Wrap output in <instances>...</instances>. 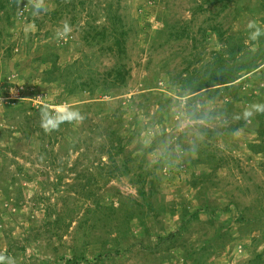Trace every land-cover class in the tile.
Returning <instances> with one entry per match:
<instances>
[{"label":"rangeland","instance_id":"obj_1","mask_svg":"<svg viewBox=\"0 0 264 264\" xmlns=\"http://www.w3.org/2000/svg\"><path fill=\"white\" fill-rule=\"evenodd\" d=\"M115 17L121 60L91 37ZM249 21L264 29V0H0V264H262L264 225L236 221L264 208V32L251 40ZM118 64L127 85L106 90ZM205 73L221 85L202 89ZM45 111L83 119L46 128ZM117 134L122 161L147 153L153 212L139 178L100 175Z\"/></svg>","mask_w":264,"mask_h":264},{"label":"trees","instance_id":"obj_2","mask_svg":"<svg viewBox=\"0 0 264 264\" xmlns=\"http://www.w3.org/2000/svg\"><path fill=\"white\" fill-rule=\"evenodd\" d=\"M214 1H218V0H214ZM222 1H226V0H222ZM110 24L112 25L111 26V32L107 28L106 29L105 28L104 29L94 28L93 34H91L92 35L91 37L93 38V42H95V41L97 43L99 42V43H101V45L103 44V41H105L107 39V36L110 35L111 37H113L114 38V45L117 48V50H116L117 57L119 58V60H121V59H123L124 55L126 54L125 48H126V43H127V31L123 27L122 21L118 17H115L114 19H112L110 21ZM211 31L209 34H211ZM88 43H90L91 45L93 44V43H91V41H88ZM106 49L114 51V48H112V47H107ZM220 62L223 63L222 60H220ZM222 75H223V72L219 73V77ZM129 76H130V70H127V66L125 64H118L116 67L111 68L106 73L105 77L101 80L102 81L101 83L104 84V88L106 90H108V89L110 90L112 88H123L124 86L127 85V81H128ZM203 77H205V78H203L202 89H209V88L212 89L213 87H217V86L221 85V84H218V82H216L217 76H216V78L211 77V76L207 77V74L205 73ZM92 81H94V80H92ZM95 81H97V80H95ZM97 83L98 82H94L92 84L96 85ZM228 83H230V82H226L225 84H228ZM89 86H90V83L82 84V87H81L82 91L87 90V89H91V88H88ZM69 89H71V90H69V92H71V93L74 91L72 88H69ZM211 93H213V92H211ZM195 117H196V115L191 116V118H195ZM115 137H116L115 142H117V145L112 144V146L108 150H106V152H107L106 154L108 156V162H107V164L102 163V166L100 167V170H99L100 175L103 176L104 180H106V182H105L106 184L110 183L112 180L121 179L123 177H128V176L132 175L134 177V180H135V177L139 178V182L144 185L146 183V178H145L146 174L148 175L149 173H151L150 169H146L147 168V166H146L147 153H146V156L144 155V157H138V156L134 157L132 155V157L130 159H125L124 161H122V159H124L123 157L126 156L124 154L126 152L127 143L122 139V136H120L119 134H117ZM260 138L262 140V143H261V145L257 146V148H258L257 152L264 156V132H263V134L262 133L260 134ZM130 139H132V138H130ZM152 151H153V148H150L149 152H152ZM139 159H140V161H139ZM159 167L160 166H156V168H159ZM87 174L89 175L91 173H89L87 170ZM86 176H87L86 173H80L77 175V179L78 180L85 179ZM62 181H63V177H60L59 182L61 183ZM132 182H133V180H132ZM212 185H214V183ZM138 191H139L140 196L145 199L147 206L150 208V211L153 212L154 207L152 206V203L147 198L148 192L145 189V185L143 187L140 186V189ZM86 196L88 197V195H86ZM98 208L103 209L102 210L103 212L106 210L102 207H98ZM108 209L113 210L114 212H117V210L113 206L108 208ZM248 211L249 210H247V208H244V210L241 213H239V215L236 219L237 223L238 224H244L247 226H251L253 229L255 228V226L257 224H258V226L261 224L260 227L258 228L260 230V228L263 227L262 225H264L263 224L264 223V216H263L264 208L258 209V211L254 212L255 214L252 216L248 215ZM261 211L263 213H261ZM198 218L199 217H198L197 212H194L193 215H191L187 221L182 220V224L186 225V224L191 223L193 220L198 219ZM65 219H62V220H65ZM61 224L56 223L55 225H57V227L59 228L58 225H61ZM70 224H71V222H70ZM70 224H68L67 227H69ZM86 224H87V222H85L84 225H86ZM65 225H66V222H65ZM183 230L181 229L175 233L161 237L159 242L156 244V247L153 250V252L159 253L160 251H162V247L165 244L171 243L177 237H181ZM260 235H261V233H260ZM218 237H221L220 234H218ZM259 240L264 241V235ZM259 240H257V242ZM118 252L119 251H117L116 253H118ZM111 255L112 254H109L108 252H103L102 254H100L96 257L95 263L98 264L99 259L104 258V257H111ZM114 255H116V254H114ZM190 257L192 258L193 256L190 254ZM259 258H261V254L256 255V257L251 260L252 263L251 262H247V263L248 264H260ZM192 259H193L194 264H201V262H198L197 259L196 260L194 258H192ZM262 264H264V262H262Z\"/></svg>","mask_w":264,"mask_h":264},{"label":"clouds","instance_id":"obj_3","mask_svg":"<svg viewBox=\"0 0 264 264\" xmlns=\"http://www.w3.org/2000/svg\"><path fill=\"white\" fill-rule=\"evenodd\" d=\"M37 7H40L39 5ZM248 29H249V38L253 41L257 40L259 36L264 32V29H261L260 26L256 24L255 21H249L248 23ZM67 31H69L68 27L65 26V29L63 32L58 33L60 37H63ZM43 125L48 127H56V125L63 120L71 121L73 119L80 120L83 119V117L78 112H65L62 115H59L55 119L52 116H49V114L45 111L43 114ZM246 116L251 115L250 112L245 113Z\"/></svg>","mask_w":264,"mask_h":264}]
</instances>
